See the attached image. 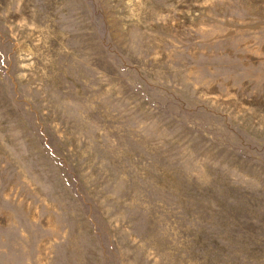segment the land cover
I'll use <instances>...</instances> for the list:
<instances>
[{"label": "rangeland", "instance_id": "374dc122", "mask_svg": "<svg viewBox=\"0 0 264 264\" xmlns=\"http://www.w3.org/2000/svg\"><path fill=\"white\" fill-rule=\"evenodd\" d=\"M0 264H264V0H0Z\"/></svg>", "mask_w": 264, "mask_h": 264}]
</instances>
